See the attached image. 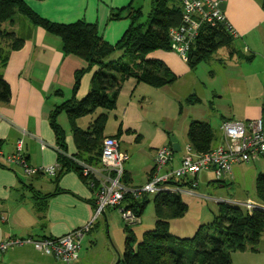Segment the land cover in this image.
<instances>
[{
  "label": "crops",
  "instance_id": "crops-1",
  "mask_svg": "<svg viewBox=\"0 0 264 264\" xmlns=\"http://www.w3.org/2000/svg\"><path fill=\"white\" fill-rule=\"evenodd\" d=\"M22 1L34 13L50 22L71 24L84 21L94 25L101 41L113 49L104 60L105 63L114 62L110 58L115 53L121 54L119 59L127 60V57L115 48L130 25L129 9H141L135 6L137 0ZM218 1L225 4L223 13L237 34L231 38L228 46L218 48L203 61L208 62L216 55L215 59L223 66V86L218 91L208 90L211 99L209 104L216 112L211 120L216 124L215 129L220 136L215 134L210 121H201L191 115L194 113V106L202 104L195 94L185 95L183 103L190 108L184 109L180 104L178 114L179 119L188 126V130L194 121L207 123L213 133L212 148L222 144L219 126L223 121L246 122L264 119V103L260 100L261 92L264 91V76L257 75V68L251 66L255 61L264 64V0ZM116 15L118 18H115ZM2 29L21 39L23 45L18 50L8 51L5 66H0V75L10 89L9 101L0 103V149L4 156L10 155L15 150L16 142L22 139L23 152L31 167L53 166L57 164V152L50 116L57 107L73 97L78 101L84 98L91 89L93 75L98 68L89 67V63L79 56L65 54L60 38L32 25L19 14L14 15L12 21L4 23ZM6 46V42L0 39V49ZM219 50H224L222 57L216 54ZM148 57L151 60L159 59L158 61L169 69L175 76L173 86L178 88H191L190 85L196 84L195 71L203 63L190 68L187 62L171 50H156L149 53L146 58ZM240 63L250 66L246 65L244 69L238 70ZM77 72L83 74L74 92ZM125 84L127 88L124 90L128 92L125 100L120 99L123 90L121 87L113 110L97 109L92 115L79 118L75 123L79 129L86 130L99 115L105 114L107 120L102 137H115L120 150L128 153L129 160L124 166L126 180L129 187H141L155 174L156 151L170 145V137L175 135L177 130L174 125L166 129L151 126L150 124H159V117L156 115V123H147L149 112L146 107L153 102L151 97L143 93L151 92L142 88L143 83H136L132 78L126 80ZM190 92H193L192 89ZM233 94L238 97L253 94V101L243 100V105L238 108L233 104ZM188 98L192 99L187 101ZM109 120L116 124L110 131L106 129ZM56 122L64 132L67 156L73 157L77 151L65 112L57 116ZM163 124L172 123L166 121ZM23 130L26 133L24 136L21 133ZM215 141L217 144L213 146ZM186 146L187 135L184 149ZM184 154L185 152L178 158L174 155L168 169L178 168ZM163 171L165 170L160 173ZM201 175L212 174H199L196 178L197 186ZM227 178L229 176L219 183L224 185ZM230 178L232 179V175ZM189 187H182L186 191L184 195L192 194L187 193ZM45 196H48V199L43 201ZM94 201L95 193L73 170L65 172L58 180L53 181L47 176L27 177L20 168L0 160V243L9 238L64 236L85 226L91 220ZM103 216L105 217V212ZM86 243L90 248V241ZM55 261L50 256L36 251L31 245L12 247L0 255V264H56Z\"/></svg>",
  "mask_w": 264,
  "mask_h": 264
},
{
  "label": "trees",
  "instance_id": "trees-1",
  "mask_svg": "<svg viewBox=\"0 0 264 264\" xmlns=\"http://www.w3.org/2000/svg\"><path fill=\"white\" fill-rule=\"evenodd\" d=\"M16 14L60 38L65 54L79 56L89 63V67L98 68L87 95L79 101L73 97L57 107L50 116L59 166L52 180L56 181L65 172L73 170L89 187L90 178L82 175V169L76 161L91 167L99 165L101 144L104 139L102 133L107 117L105 114L99 115L86 130L79 129L75 121L92 115L97 109L113 110L122 84L128 79L132 78L136 83L154 88L174 83L175 76L161 61L147 59L146 56L156 50H170L168 31L180 25L181 6L177 0H150V13L145 22H141V9L130 8L128 14L130 25L115 48L121 51L127 60L119 59L105 63L104 60L113 49L101 41L94 25L84 21L71 24L53 23L38 16L22 0H0V39L7 44L0 49L1 67L7 62L8 51L18 50L23 45L21 39L2 29V25L12 21ZM115 18H118V15ZM231 38L233 37L223 26L202 27L199 37L188 53L187 65L195 68L218 48L228 46ZM82 74L83 72H77L75 75L74 92ZM9 99V86L0 75V103H6ZM190 99L192 98L187 101ZM61 112L67 115L72 131L77 151L73 157L67 156L64 132L56 122ZM187 137L188 145L195 153L202 154L213 149L211 147L213 133L207 123L192 122ZM122 182L129 186L125 174ZM176 185L189 186L188 183ZM255 190L257 201L264 204V175L257 176ZM149 198H152L154 206V229L144 232L134 249L135 236L129 230V224L125 225L126 236L120 259L122 264H231V252L244 250L245 244L255 247L264 232V211L255 210L249 213L240 207L219 203L218 216L211 224L200 226L191 238H178L170 234V221L182 217L187 211V205L182 202L180 195L165 192L144 195L141 198L127 195L123 205L131 209L139 221ZM42 199L45 201L48 196Z\"/></svg>",
  "mask_w": 264,
  "mask_h": 264
},
{
  "label": "built area",
  "instance_id": "built-area-1",
  "mask_svg": "<svg viewBox=\"0 0 264 264\" xmlns=\"http://www.w3.org/2000/svg\"><path fill=\"white\" fill-rule=\"evenodd\" d=\"M181 6V23L168 31L170 50L175 52L185 62L188 53L200 35L202 27L216 28L223 26L226 32L235 37L237 34L227 21L218 0H177ZM219 130L222 134V144L209 152L195 153L188 145L178 168L168 167L172 164L175 153L170 145L156 151L154 158L155 174L141 187H129L123 184L124 166L129 160L128 153L121 151L114 137H105L101 145L99 165L91 167L82 162L76 164L82 169V175L89 177V188L95 193L93 216L83 227L58 237L44 238H9L0 243V255L9 248L31 245L36 251L50 256L56 261L70 264L78 261L81 243L96 220L107 208L117 209L126 224L138 222L131 209L123 205L125 196L141 198L144 195H155L160 192L169 194H184L186 191L176 183H189V188L197 187V176L203 172L212 174L217 182H222L231 175L235 165L248 164L264 159V119L240 121H223ZM24 136L25 131H21ZM0 160L20 168L27 177H55L59 166L31 167L23 152V141L19 139L12 154L4 156L0 149ZM168 169V170H167ZM161 170L163 173H160ZM191 193V191H187ZM217 204L226 203L231 206L252 212L264 211V204L251 201L217 200Z\"/></svg>",
  "mask_w": 264,
  "mask_h": 264
},
{
  "label": "rangeland",
  "instance_id": "rangeland-1",
  "mask_svg": "<svg viewBox=\"0 0 264 264\" xmlns=\"http://www.w3.org/2000/svg\"><path fill=\"white\" fill-rule=\"evenodd\" d=\"M135 6L141 7V22H145L150 13V0H137ZM223 53L224 50H219L216 54H220V57H222ZM120 55V53H115L110 59L116 61L120 58ZM149 58L150 57H148V59ZM215 58H217L216 55L208 62H203L198 66L194 75L196 77V84L190 85L191 88L188 86L178 88L173 86V84L166 85L161 89L146 84L141 85L142 88L151 92V94H143L151 97L153 102V104L149 106H147V103L145 105L149 107H146L149 112L146 122L156 123L154 121L156 115V117H159V124H150L151 126L166 129V127L174 125L177 130L173 137L178 139L181 152L175 153V158H178L184 153L183 149L186 143L188 126L183 123L182 119H179L178 114L180 104L184 109L190 108L183 103L185 101L184 99H186L185 95L188 93L195 94L202 101L200 106H194V113H191V115L197 117L201 121H210V125L215 134H217L218 137L220 136V133L216 132V124L211 120V117L216 112L212 110L209 104L211 99L208 93L210 89H214L215 91L220 90L224 83V78L222 77L224 73L222 71L223 68H221L223 66H220ZM240 64L241 67L238 68L237 66L238 70L244 69L247 65L245 63ZM247 66H250V64ZM251 66L257 68V75L264 76V71H262V69H264V64H262V62L255 61ZM125 86L127 85L124 82L122 84L123 90L120 95L122 101L125 100V96L128 93L124 90L127 88ZM191 89L193 92H190ZM252 96L253 94L246 95L245 97H238L233 94L231 97L233 99V104L241 108L243 100L244 102H249L250 99V101H253ZM260 100L261 103H264V91L261 92ZM182 115L184 116V114ZM166 121L172 124H163ZM115 125L116 124L112 123V120H109L106 129L110 131L114 129ZM216 144L217 142L215 141L213 146ZM97 155H95L96 158L98 157ZM259 174L264 175V159L233 166L231 170L232 179L230 175L229 178L226 179L224 185L217 182L212 175H201L198 186L195 189L189 188L192 193L191 195L180 194L182 202L187 205V211L182 217L170 221V234L178 238H191L200 226L211 224L218 216L217 200L251 201L259 203L256 199L255 190V181ZM151 199L152 198H149L148 204L145 205L139 221L128 226L129 230H131L135 236V242L133 243L134 249H136L137 244L140 242L143 233L154 229L155 215ZM125 225L126 223L122 220L117 209L107 208L105 210V217L103 215L99 217L91 232L84 236L79 251L78 262L70 264H122L120 259L123 253L126 236ZM87 241H90V248L86 245ZM10 249L11 248L8 250ZM83 255L84 257H82ZM230 257L231 264H264V232H262L260 240L255 247L250 244H245L244 250H235L231 252ZM55 262L56 264H65L59 261Z\"/></svg>",
  "mask_w": 264,
  "mask_h": 264
},
{
  "label": "water",
  "instance_id": "water-1",
  "mask_svg": "<svg viewBox=\"0 0 264 264\" xmlns=\"http://www.w3.org/2000/svg\"><path fill=\"white\" fill-rule=\"evenodd\" d=\"M224 8H225V4L221 3L222 11L224 10ZM170 146H171V149L173 150L174 153L181 152V147H180L179 143L177 142V139L173 136L170 137Z\"/></svg>",
  "mask_w": 264,
  "mask_h": 264
},
{
  "label": "flooded vegetation",
  "instance_id": "flooded-vegetation-1",
  "mask_svg": "<svg viewBox=\"0 0 264 264\" xmlns=\"http://www.w3.org/2000/svg\"><path fill=\"white\" fill-rule=\"evenodd\" d=\"M224 201H226V200H224Z\"/></svg>",
  "mask_w": 264,
  "mask_h": 264
}]
</instances>
